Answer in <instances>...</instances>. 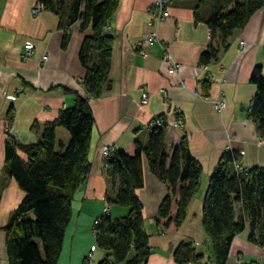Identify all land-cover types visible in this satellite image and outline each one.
Masks as SVG:
<instances>
[{
    "label": "crops",
    "instance_id": "crops-1",
    "mask_svg": "<svg viewBox=\"0 0 264 264\" xmlns=\"http://www.w3.org/2000/svg\"><path fill=\"white\" fill-rule=\"evenodd\" d=\"M154 1L118 0L108 24L112 38L108 85L100 97L89 99L94 118L91 169L73 195L58 264H73V258L74 264H96L101 260L95 254L97 250L92 252V229L102 215L108 190L102 147L133 154L136 140L142 145L147 143L148 125L155 118L180 119V127L167 126L165 151L170 157L185 137L190 155L202 167V175L200 189L190 200L182 226L173 234L163 233L154 219L169 190L150 173L143 160V186L135 195L142 205L148 235L150 255L146 264H176L172 255L181 242L192 243L204 255L199 264H216L203 226L209 177L226 152L241 155L247 169L264 168V146L259 144L256 124L247 113L255 95L251 76L256 67L264 78L263 10L253 14L234 33L228 47L207 62L202 55L211 40L210 30L195 17L201 0H167L169 17L151 27L148 21ZM36 7L37 0H0V264H8L2 229L23 199L16 182L4 172L8 135L19 144L36 143L42 125L72 106L75 94L87 96L78 55L91 28L82 32L80 22H76L62 30L59 16ZM151 35L156 36L153 41ZM241 42L244 46H240ZM26 44L32 47L28 57H24ZM166 53L179 66L173 74L167 72L163 60ZM141 91L148 93L145 106L140 104ZM222 101L225 107L216 110L214 106ZM34 123L39 129H31ZM56 139L64 145L69 142L59 128ZM125 210L109 206L108 215L120 218ZM247 235L248 227L234 237L225 264H252L261 259L260 247Z\"/></svg>",
    "mask_w": 264,
    "mask_h": 264
},
{
    "label": "trees",
    "instance_id": "trees-1",
    "mask_svg": "<svg viewBox=\"0 0 264 264\" xmlns=\"http://www.w3.org/2000/svg\"><path fill=\"white\" fill-rule=\"evenodd\" d=\"M37 3L60 17L62 30L76 22H80L82 32L91 28L78 55L87 96L75 94L72 106L60 110L54 120L42 125L36 143L19 144L8 135L4 172L23 193V199L2 229L8 264H58L71 218L73 195L91 169L89 153L94 118L89 99L100 97L108 85L112 38L103 29L114 15L118 0H37ZM263 9L264 0H201L195 17L211 34L202 59L207 62L215 59L219 51L228 47L234 33ZM251 83L255 95L249 117L263 136L264 78L259 67L254 69ZM12 118V115L8 117L9 126ZM57 128L68 133L67 145L56 139ZM31 129H39V125L34 123ZM166 135L167 125L163 123L150 129L145 145L134 142L133 154L115 149L104 164L108 180L105 201L129 210L120 218L100 216L93 225L94 251L103 252L97 264H146L150 255L142 205L135 195L143 186V160L150 173L169 190L158 207L156 226L163 233L173 234L185 221L190 200L200 189L202 167L190 155L185 137L169 157L164 147ZM238 163L242 164L241 155L224 153L209 177L204 197L203 226L211 240L216 264L226 263L232 240L247 227L248 240L259 247L264 245V168H245L247 171L241 174L236 168ZM172 256L176 264H199L204 255L192 243L181 242Z\"/></svg>",
    "mask_w": 264,
    "mask_h": 264
},
{
    "label": "built area",
    "instance_id": "built-area-1",
    "mask_svg": "<svg viewBox=\"0 0 264 264\" xmlns=\"http://www.w3.org/2000/svg\"><path fill=\"white\" fill-rule=\"evenodd\" d=\"M167 8V0H155L152 5L150 6V19L148 21V26H155L157 24H160L161 22H163L164 20H166L169 17V14L166 10ZM42 9V5L37 3V7L36 10ZM109 32V26L107 25L105 27V29L103 30V33L106 35ZM156 38V36L151 35L150 36V40H154ZM240 46H244V42L240 43ZM32 51V47L30 44H26L24 46V57H28L30 55ZM164 62L167 64V72L169 74H173L174 72L177 71V69L179 68V66L172 61V58L170 57L169 54H165L163 57ZM149 101V97H148V93L146 91H141L140 92V104L141 105H147ZM225 107V103L224 101H222L221 103H218L214 106V108L216 110L219 109H223ZM163 123H166V125H174L176 127H180L181 126V121L179 118L174 117L173 121H169L166 117L161 119H157L155 118L152 123H150L148 128H156V127H160ZM259 144L264 146V139L259 138ZM115 151L114 147H102L101 150V154L102 156H106V158H108L110 155H112V153ZM103 158V157H102ZM105 158V159H106ZM104 159V158H103ZM236 168L238 169V171L241 174H245V172L247 171L245 169V167L238 163L236 165ZM105 206L108 207L107 204H105ZM97 222L95 221L94 224H96ZM260 250L262 252V257L259 261L256 262V264H264V245L260 246ZM94 251V249L92 250V252ZM89 258H91V254H89Z\"/></svg>",
    "mask_w": 264,
    "mask_h": 264
},
{
    "label": "rangeland",
    "instance_id": "rangeland-1",
    "mask_svg": "<svg viewBox=\"0 0 264 264\" xmlns=\"http://www.w3.org/2000/svg\"><path fill=\"white\" fill-rule=\"evenodd\" d=\"M104 29H105V27H104ZM103 29V30H104ZM106 35H108V34H106ZM247 113L249 114V109H248V111H247ZM152 123V122H151ZM166 124V123H165ZM149 125H150V123H149ZM149 125H148V127H149ZM162 126V125H161ZM168 126V125H167ZM60 129V131H61V133L63 134V135H66L67 137H68V139H69V135H68V133L66 132V130H64L63 128H59ZM149 129H151V128H149ZM58 138H60L59 137V134H58ZM260 138H262V139H264V135L263 136H260ZM105 147H110V146H105ZM111 156V155H110ZM109 156V157H110ZM104 159H103V162H104V164L106 163V161H107V159H109V157L108 158H106V156H102ZM106 158V159H105ZM107 205H108V207L107 206H103V209H102V215L101 216H103V215H108V209H109V206L110 207H115L116 209H120V207H124V206H120V205H115L114 204V206L113 205H109L107 202H105ZM238 206H236V208H235V210H236V213H238V208H237ZM124 209H126L125 210V212L122 214V215H120L121 217H124V216H126L127 214H128V210H129V208L128 207H124ZM114 214H116L115 212H114ZM114 216H118V215H114ZM115 218V217H114ZM97 221H98V219H96ZM95 220V221H96ZM65 235H66V233H65ZM93 237V236H92ZM78 239H84L83 237H80V238H78ZM81 243H83V241H81L80 240V244ZM93 245L95 246V241H94V239H93ZM61 254V253H60ZM96 255H97V257H99L100 259L102 258V256H103V252H101L100 250H98L97 249V252L95 253ZM62 255H66V254H62ZM62 257V256H61ZM65 258L63 257L62 258V260H64ZM99 259V260H100ZM60 260H61V258H60ZM73 264H74V262L76 263V259L75 258H73ZM86 262H88V260L86 261ZM63 264H67L65 261H63ZM78 264V263H77ZM95 264V263H94ZM97 264V263H96ZM252 264H256V263H252Z\"/></svg>",
    "mask_w": 264,
    "mask_h": 264
},
{
    "label": "water",
    "instance_id": "water-1",
    "mask_svg": "<svg viewBox=\"0 0 264 264\" xmlns=\"http://www.w3.org/2000/svg\"><path fill=\"white\" fill-rule=\"evenodd\" d=\"M263 12H264V9H263Z\"/></svg>",
    "mask_w": 264,
    "mask_h": 264
}]
</instances>
